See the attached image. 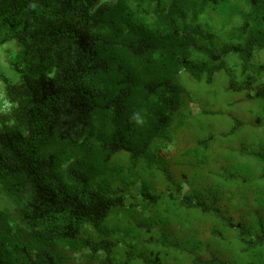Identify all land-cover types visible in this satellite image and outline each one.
<instances>
[{
  "label": "trees",
  "instance_id": "trees-1",
  "mask_svg": "<svg viewBox=\"0 0 264 264\" xmlns=\"http://www.w3.org/2000/svg\"><path fill=\"white\" fill-rule=\"evenodd\" d=\"M100 1L0 0V47L15 44L20 77L0 116V202L12 209L0 264H75L85 250V264H242L215 246L224 231L244 264H264V189L217 141L264 123L217 108L211 90L230 108L264 104V0ZM232 151L264 181L263 147Z\"/></svg>",
  "mask_w": 264,
  "mask_h": 264
},
{
  "label": "rangeland",
  "instance_id": "rangeland-1",
  "mask_svg": "<svg viewBox=\"0 0 264 264\" xmlns=\"http://www.w3.org/2000/svg\"><path fill=\"white\" fill-rule=\"evenodd\" d=\"M116 0H101L100 4H113ZM16 56V49L14 43H9L6 45H3L0 47V116L8 115L11 112V104L8 100L7 96V83H10L12 85H18L20 82L19 73L14 69V67L11 64V61L15 59ZM260 61H264V53L261 54ZM199 84V83H198ZM201 85H190L191 90L193 91V99L191 103V110L194 115H199L201 113V106H200V100L202 94L207 90V84L205 82L200 83ZM217 84V83H216ZM215 85V84H214ZM211 86V85H208ZM214 90V102L217 104V108H223L224 111L232 112L235 110H242L244 112L255 110L258 113V116L261 117L262 122L264 123V109L263 105H260L261 103H255L252 105H242L239 103V100L242 98V95L236 94L235 104H240L242 106L230 108L227 104L231 101V96L226 95L222 92V90L218 85H216L214 88L211 89ZM219 108V109H220ZM237 111H235L236 113ZM239 114V113H238ZM236 116V118L244 119L246 116H239V115H233ZM210 120L218 127L220 131H227L228 128V118L227 117H211ZM218 141V149H222L221 153L224 154L226 157H228L231 162L233 163V168L240 172L242 176L252 179L253 184L258 186L261 189H264V181L260 182L258 181V178L263 171V166L258 164L257 162L249 159V158H243L238 156L236 153L232 151L239 143L241 142H247V144H250L251 148H264V126L260 127L258 129L252 128V129H245L243 130L239 135L222 139L217 138ZM168 147H164L163 150L165 152H173L175 149V143L174 141L172 143L167 144ZM199 163V162H197ZM196 163V164H197ZM219 167H222V165H219ZM185 169H188L187 167ZM180 180V179H179ZM195 183H197V180H194ZM187 184H190V180L187 182ZM141 185L138 184L135 188L131 189L129 191V195L137 196L140 192ZM0 215L5 217L6 215L11 217L12 209L9 205L6 203H3V201L0 202ZM198 217V215L196 214ZM224 236L226 237V240L220 243H217L216 240H214L215 246H217L220 250L223 252L232 255L239 263H246L248 260V255L244 252V247L241 245L239 240L233 236L228 231L223 232ZM73 259L75 261V264H85L86 260L90 256V252L85 250L80 253H72Z\"/></svg>",
  "mask_w": 264,
  "mask_h": 264
}]
</instances>
